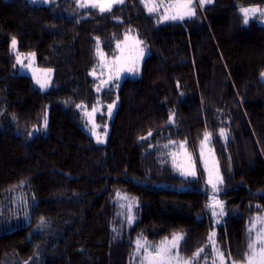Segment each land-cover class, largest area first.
<instances>
[{
    "label": "trees",
    "instance_id": "obj_1",
    "mask_svg": "<svg viewBox=\"0 0 264 264\" xmlns=\"http://www.w3.org/2000/svg\"><path fill=\"white\" fill-rule=\"evenodd\" d=\"M192 2L194 16L160 23L141 0L104 13L77 0H0V264H131L137 239L157 243L176 232L180 255L204 248L205 264L213 230L225 256L240 262L250 221L264 210V16L245 24L241 9L264 10V0ZM130 30L149 50L140 77L98 93L90 76L97 44L110 55ZM13 38L17 52L52 69L50 89L18 73ZM115 99L98 145L77 105L105 111ZM104 118L96 113L98 123ZM206 147L223 181L215 193ZM180 151L195 176L174 165ZM18 192L29 202L27 222L9 215ZM117 193L137 202L131 224ZM213 194L224 205L218 224Z\"/></svg>",
    "mask_w": 264,
    "mask_h": 264
},
{
    "label": "rangeland",
    "instance_id": "obj_2",
    "mask_svg": "<svg viewBox=\"0 0 264 264\" xmlns=\"http://www.w3.org/2000/svg\"><path fill=\"white\" fill-rule=\"evenodd\" d=\"M56 1L57 0H48V2H44V0H28V2L32 5H43V6L51 5ZM157 2H159V0H157ZM175 2H178V0H165L166 4L175 3ZM253 8L261 9L259 6L245 7L242 9H253ZM95 9L99 10V8H95ZM145 11L149 13L146 8H145ZM163 12H164V9L161 8L159 9L158 12L149 13V14L154 15L156 19L159 21L161 19ZM242 14L245 17L243 12ZM255 15L256 13L253 16H250L249 19L254 18ZM168 21H181V20H167V21H162L160 23H164ZM117 45H119V47ZM11 49L16 54V68H17L18 73L30 76L34 84L41 91H47L48 89H50L52 85L51 83H52V77H53L52 69L37 66L35 54L33 52L20 53V52H17L16 49L14 51L12 48V44H11ZM141 49L143 50V55H141ZM148 53H149L148 48L142 44V42L138 39L136 32L133 30L126 32L120 39H118L114 43V50H113V53L110 55L105 53L101 49L100 45L97 44V47H96V57L98 60L97 66L94 70L90 72V76L96 79V91L100 93L107 89L115 90L123 79L125 78L136 79L140 77L142 62ZM32 54H34V56ZM17 56L21 57V60H22L21 63H17ZM129 69H132V70L130 71ZM262 78L264 80V76H262ZM38 80L40 81V83H37ZM41 83H46L47 86L42 88ZM105 105H106L105 111H103L104 105L102 103H99V104L97 103L92 108H87L84 105H81L80 107L82 111L81 117H82L83 122L85 123L83 128L94 139L95 143L98 145H104L106 143L107 135L109 132L110 121L117 107V100L115 99ZM109 105H113V108L111 110V115H109V110H108ZM94 108L97 110L93 113L92 110ZM96 113H101L105 116L102 122L100 123L97 122ZM45 117L47 119V111L45 112L44 120H45ZM93 122L96 126L95 132L97 133L98 136H100L103 139V143L97 142V136L93 135ZM202 152H203V155H202L203 164H204L205 172L207 173L208 187L213 190L212 184L209 183L210 172H211V178L213 182H215L217 170H218V174L220 177L219 168H218L216 160L211 155L209 148L206 147L202 149ZM173 163L177 167L179 172L184 176L185 174H183V172L188 170L191 166L189 163V160L186 158L185 151H180L179 154H177L174 157ZM206 163H207V167H206ZM122 197H126V199H122ZM213 198H215V200H218V197H216L215 194L211 196L210 210L212 212L214 223L218 224L221 222L222 216H219V211H220L219 208H215V209L213 208V202H214ZM116 200L119 204L120 209L123 212H126V215L125 217L123 216V219L126 220L127 223H129L128 216L131 215L134 220L135 207L137 206L136 200H134L133 198L129 197L127 194H124V193H117ZM28 203L29 202L25 194L21 192L14 193L12 196V200L10 201V204H11V209H10L11 211L9 214L10 217L14 216L18 218L19 216V218L27 222L28 221V215H27L28 214ZM129 207L131 209L130 212H129ZM214 210L217 212L216 216L213 215ZM1 216L3 217L2 214ZM257 216H264V210ZM6 224L8 226L11 223L9 221H6V223H3V225H6ZM213 232L216 234V230L211 231L210 234ZM176 233L182 234V232H176ZM251 235L254 237L255 233H252ZM172 236L168 237L167 239L171 240ZM139 240H141L142 242H147V244L152 245V246H159L161 242L164 241L165 239L157 243L149 242L146 239H139ZM136 242H135L136 250L134 251V254L132 256L131 264H141V260L143 257V250H141L139 254L137 253ZM206 247H209L212 253V247L209 241V237L206 243ZM212 262H213V253H212V259H206L204 263L212 264ZM225 264H232V263H229L227 260H225Z\"/></svg>",
    "mask_w": 264,
    "mask_h": 264
},
{
    "label": "snow or ice",
    "instance_id": "obj_3",
    "mask_svg": "<svg viewBox=\"0 0 264 264\" xmlns=\"http://www.w3.org/2000/svg\"><path fill=\"white\" fill-rule=\"evenodd\" d=\"M44 2H48V0H44ZM212 0H200V5L203 6L205 3H211ZM122 4L124 0H77V4L79 7H93L99 8L101 13L112 11L115 4ZM141 3L144 4L145 8L149 13H156L159 9L163 8L164 12L161 16V19L158 22L167 21V20H184L186 17H191L195 15V5L192 0H178L175 3H165V0H141ZM241 11L245 15L244 23H249V17L253 16L255 13L259 12L262 16H264V10L261 9H241ZM139 43V42H138ZM17 45V41L15 38L12 40V48L15 51ZM119 47V45H117ZM34 56V54H32ZM141 55H143V50L141 49ZM21 57L17 56V63H21ZM130 71L132 69H129ZM138 70V69H136ZM50 71V70H49ZM264 76V73L261 74ZM37 83H40L38 80ZM46 83H41V87H46ZM77 107H81V105H77ZM113 105L108 106L109 115H111V110ZM97 109H93V113ZM171 120V116L169 117ZM46 123V117H45ZM95 124L93 122V135L97 136V142L103 143V139L97 135L95 132ZM151 135V133H149ZM221 136L225 135L223 129L220 132ZM210 140V134L205 133L204 141L202 143H206ZM183 147V145H181ZM203 155V152H202ZM191 158L189 157V161ZM207 167V163H206ZM185 175L195 176V166L191 165L188 170L183 172ZM209 183L212 184L213 192L215 193L217 189L218 183H223L222 179L219 177L218 170L216 174V181L213 182L210 178ZM122 199H126V197H122ZM213 208H219V216L224 215V205L221 201L215 200L213 198ZM131 211L129 207V212ZM213 215L216 216L217 212L214 210ZM133 217L131 215L128 216L129 224L132 223ZM255 233L253 237L251 234ZM249 242L247 246V250L244 255L241 257L239 264H264V216H257L250 221L249 227ZM183 240V235L180 233L173 234L171 240L165 238L164 241L161 242L159 246H152L147 244V242H142L141 240H137V253L139 254L141 250H143V257L141 260V264H198V258L200 254L205 252L206 249L200 248L196 253L193 254L192 257H183L180 255V242ZM209 241L212 247L213 253V262L212 264H225V260H231L232 264H237V261L231 257L229 254L225 256V253L217 246L215 241V233H211L209 236Z\"/></svg>",
    "mask_w": 264,
    "mask_h": 264
}]
</instances>
